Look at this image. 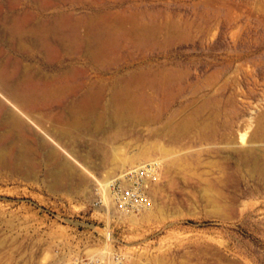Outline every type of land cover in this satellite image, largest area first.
Here are the masks:
<instances>
[{"label":"rangeland","instance_id":"374dc122","mask_svg":"<svg viewBox=\"0 0 264 264\" xmlns=\"http://www.w3.org/2000/svg\"><path fill=\"white\" fill-rule=\"evenodd\" d=\"M136 2L177 19L162 35L181 37L153 52L186 73L184 85L158 121L121 123L113 136L75 132L37 112L60 145L40 129L38 137L71 171L63 189L51 190L48 148L25 166L18 151L19 169L0 171V264H56L89 243H115L124 264H264V184L220 141L244 133V143L264 114V0ZM180 121L198 131L180 132ZM150 159L159 166L148 186L149 208L121 213L110 200L94 203L123 166Z\"/></svg>","mask_w":264,"mask_h":264},{"label":"bare ground","instance_id":"6f19581e","mask_svg":"<svg viewBox=\"0 0 264 264\" xmlns=\"http://www.w3.org/2000/svg\"><path fill=\"white\" fill-rule=\"evenodd\" d=\"M81 7L86 10H77ZM167 13L136 0H0V171L19 169L18 151L25 166L48 148L44 160L55 167L48 186L64 188L71 166L38 137L40 129L60 145L40 126L37 112L65 121L75 132L112 131V136L121 123L158 121L187 78L181 69L154 58L155 47L182 35H162L167 24L178 25L170 23L177 19ZM188 121H180L176 129L198 131ZM257 121L244 143V133L220 141L264 184V114ZM108 181L101 185L104 202L110 198Z\"/></svg>","mask_w":264,"mask_h":264},{"label":"built area","instance_id":"2783aa9c","mask_svg":"<svg viewBox=\"0 0 264 264\" xmlns=\"http://www.w3.org/2000/svg\"><path fill=\"white\" fill-rule=\"evenodd\" d=\"M159 164L155 159L128 165L116 172L108 181L109 200L114 210L121 213H135L149 205L148 186L155 177ZM103 196L98 195L95 204L102 203ZM115 242L111 231L106 239ZM56 264H124V255L115 243L107 247L89 243L71 251L68 256Z\"/></svg>","mask_w":264,"mask_h":264}]
</instances>
